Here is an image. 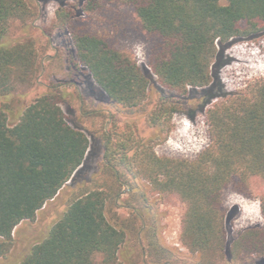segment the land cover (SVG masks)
I'll return each mask as SVG.
<instances>
[{
	"label": "trees",
	"instance_id": "trees-1",
	"mask_svg": "<svg viewBox=\"0 0 264 264\" xmlns=\"http://www.w3.org/2000/svg\"><path fill=\"white\" fill-rule=\"evenodd\" d=\"M123 1L154 39L151 66L158 82L185 97L191 89H203V109L216 97L211 91L221 85L213 65L226 47L236 38L264 31V0ZM102 3L85 0L80 14L91 16ZM37 15L33 0H0L1 95L10 94L16 83L33 82L40 72L42 56L34 38L4 44L11 21L25 23ZM55 24L71 36L77 63L88 68L114 103L129 109L143 105L152 77L130 52L80 19L75 8L58 9ZM57 87L28 105L15 124L7 111H0V256L12 248L17 226L34 220L70 182L80 187L67 210L16 264H123L120 254L128 240L136 249L130 264L179 263V253L162 243L157 228L143 223L142 207L126 199L127 207H134L126 220L113 210L123 187L130 183L134 188L130 139L105 130L103 169L84 183L90 135L69 123L61 105L64 93ZM178 104L169 108L163 103L150 115L151 124L177 112ZM207 122L210 143L195 159L159 156L147 147L135 154L138 171L133 174L147 179L152 190L177 193L186 203L180 237L197 256L196 264L236 263L264 254V227H249L229 242L224 205L227 188L250 195L251 179L264 180V79L225 94L208 109ZM261 207L264 214V196Z\"/></svg>",
	"mask_w": 264,
	"mask_h": 264
},
{
	"label": "rangeland",
	"instance_id": "rangeland-1",
	"mask_svg": "<svg viewBox=\"0 0 264 264\" xmlns=\"http://www.w3.org/2000/svg\"><path fill=\"white\" fill-rule=\"evenodd\" d=\"M33 1L38 6V15L25 23L11 21L4 44L13 45L28 37L34 38L42 56L40 72L33 82L16 83L10 94H0V111H7L10 124H15L28 105L54 90V85L58 84L57 88L64 93L61 105L69 123L83 127L90 135L91 147L82 166L84 183L97 177L103 169L105 130L116 133L115 136L120 139H130L128 157L132 161V171H129V178L134 188L130 183L123 187L122 198L113 210L121 219L132 217L134 207H127L125 202L130 198L133 205L142 207L143 223L154 225L162 243L179 253L181 260L177 264H196L197 256L182 245L180 237L186 203L177 193L152 190L142 175L136 178L133 173L138 171V165L133 158L137 152L150 147L159 156L195 159L210 143L208 109L221 101L225 94L242 91L264 79V31L236 38L226 47L221 59L213 65V72L218 75L221 85L211 91L216 97L203 109V89H191L185 97L158 82L151 66L154 39L143 28L133 7L123 0H103L101 9L91 16L80 14L85 0ZM60 8H75L80 19L90 21L115 45L130 52L144 72L151 74L149 94L141 107L129 109L114 103L95 82L88 68L77 63L76 46L71 36L55 24L56 12ZM177 101V112L168 113L158 125L151 124L150 115L157 108L163 103L170 108ZM122 169L127 170V167L122 166ZM75 185L67 184L55 199L38 212L34 220H26L17 226L12 248L5 256H0V264L18 263L36 242L48 235L79 191L80 186ZM263 196L264 180L258 177L251 179L250 195L238 192L233 186L226 189L224 205L229 242L249 227H264ZM112 213L108 210L107 214L114 222ZM142 233L145 234L144 231ZM122 249V263L130 264L136 250L132 241L128 240ZM263 259L264 254H253L236 263L224 261L221 264H264Z\"/></svg>",
	"mask_w": 264,
	"mask_h": 264
},
{
	"label": "crops",
	"instance_id": "crops-1",
	"mask_svg": "<svg viewBox=\"0 0 264 264\" xmlns=\"http://www.w3.org/2000/svg\"><path fill=\"white\" fill-rule=\"evenodd\" d=\"M68 184H70V182Z\"/></svg>",
	"mask_w": 264,
	"mask_h": 264
}]
</instances>
